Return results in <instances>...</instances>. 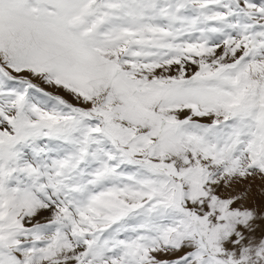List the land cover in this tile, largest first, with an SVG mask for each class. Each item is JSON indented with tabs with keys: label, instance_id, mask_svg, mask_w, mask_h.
I'll return each instance as SVG.
<instances>
[{
	"label": "snow or ice",
	"instance_id": "obj_1",
	"mask_svg": "<svg viewBox=\"0 0 264 264\" xmlns=\"http://www.w3.org/2000/svg\"><path fill=\"white\" fill-rule=\"evenodd\" d=\"M0 264H264V0H0Z\"/></svg>",
	"mask_w": 264,
	"mask_h": 264
}]
</instances>
